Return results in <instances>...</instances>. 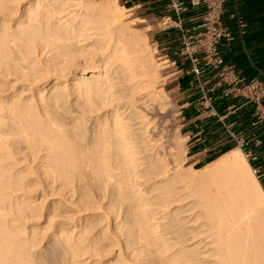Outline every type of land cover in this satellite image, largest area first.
Wrapping results in <instances>:
<instances>
[{
  "label": "bare ground",
  "instance_id": "1",
  "mask_svg": "<svg viewBox=\"0 0 264 264\" xmlns=\"http://www.w3.org/2000/svg\"><path fill=\"white\" fill-rule=\"evenodd\" d=\"M124 12L0 0V264H264V188L238 147L177 160Z\"/></svg>",
  "mask_w": 264,
  "mask_h": 264
},
{
  "label": "crops",
  "instance_id": "2",
  "mask_svg": "<svg viewBox=\"0 0 264 264\" xmlns=\"http://www.w3.org/2000/svg\"><path fill=\"white\" fill-rule=\"evenodd\" d=\"M117 2L129 14L133 11L137 18L154 28L151 36L161 57L169 61L165 68L168 85L175 103L178 126L187 138L190 158L213 157L235 148L234 140L230 137V133H234L249 142L247 149L256 156L250 166L260 171L262 176L259 183L264 188V122L254 124V105L227 94L225 85L214 87L219 80L218 69L207 67L201 81L213 97L212 105L223 119L210 116L207 104L201 99L198 83L191 74L190 65L176 55L180 46L179 30H164L161 25L165 17L176 20L175 12L168 7V1ZM184 3L188 11L181 15L182 26L189 27L199 21L202 11L190 8L188 2ZM225 11V25L234 35V40L229 44L223 42L219 48L223 65L233 66L235 75L241 80L264 75V0H227ZM232 13H236L245 23L242 35L229 18ZM255 139L261 141L259 146L255 145Z\"/></svg>",
  "mask_w": 264,
  "mask_h": 264
},
{
  "label": "built area",
  "instance_id": "3",
  "mask_svg": "<svg viewBox=\"0 0 264 264\" xmlns=\"http://www.w3.org/2000/svg\"><path fill=\"white\" fill-rule=\"evenodd\" d=\"M167 1L168 7L175 12L176 20H172L168 16L162 20L161 25L164 30L170 28L179 30L180 46L176 55L190 65L191 74L198 83L201 99L204 104H207L206 109L210 116H215L218 120L223 119L212 105L213 97L209 95V90L204 87L201 81L207 67L218 69L219 80L214 87L225 85L227 94L252 103L254 105V124L264 122V75L250 80H241L235 75L233 66L222 63L219 50L221 44L223 42L229 44L234 40V35L224 21L227 0ZM184 2H188L190 8L202 11L199 21L189 27L182 26L183 18L181 15L188 11V6ZM229 18L234 21V27L242 35L245 23L236 13L230 14ZM165 61L169 62L167 59ZM230 137L234 140L235 146L245 154L249 164L256 160V156L247 149L248 141L234 133H230ZM254 143L259 146L261 141L255 139ZM252 170L259 181L262 176L260 171L254 167Z\"/></svg>",
  "mask_w": 264,
  "mask_h": 264
},
{
  "label": "rangeland",
  "instance_id": "4",
  "mask_svg": "<svg viewBox=\"0 0 264 264\" xmlns=\"http://www.w3.org/2000/svg\"><path fill=\"white\" fill-rule=\"evenodd\" d=\"M122 21L125 25H127V27L137 29L140 35H142L143 37L146 36L145 40L148 45V50L159 74H157L158 78L155 84L156 93H160V88H162L165 93V95L161 97V100L159 101L164 105V107L160 110L161 114H149V118L153 116V119L156 118V120L159 121L160 129L163 131L165 138L173 144L172 146L176 147L175 157L178 161H181V164L184 167H199L201 163L207 160V157L190 158V153H188L187 150V138L180 131V128L178 126L175 103L170 91V86L168 85V73L166 72L167 70L165 68L169 65V62H166L165 59L161 57V53L151 36L154 28L149 27V25H147L145 22H142L141 19L137 18L136 14L133 11L130 14L128 12H124ZM182 137H184V139H182ZM167 159L169 160L168 157Z\"/></svg>",
  "mask_w": 264,
  "mask_h": 264
},
{
  "label": "trees",
  "instance_id": "5",
  "mask_svg": "<svg viewBox=\"0 0 264 264\" xmlns=\"http://www.w3.org/2000/svg\"><path fill=\"white\" fill-rule=\"evenodd\" d=\"M226 151H228V150H225V151L221 152L220 154H223V153L226 152ZM220 154L217 155V156L208 157L207 160H205L203 163H201L199 167H201V166H203L204 164H206V163H208V162L214 160L215 158H217L218 156H220ZM199 167H197V168H199Z\"/></svg>",
  "mask_w": 264,
  "mask_h": 264
}]
</instances>
